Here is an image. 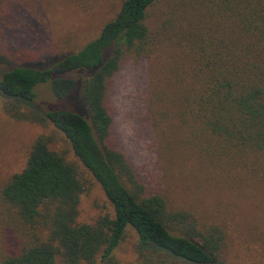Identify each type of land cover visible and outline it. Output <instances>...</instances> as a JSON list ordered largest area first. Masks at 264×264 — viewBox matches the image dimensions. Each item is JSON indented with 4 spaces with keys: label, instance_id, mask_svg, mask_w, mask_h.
I'll return each mask as SVG.
<instances>
[{
    "label": "trees",
    "instance_id": "trees-1",
    "mask_svg": "<svg viewBox=\"0 0 264 264\" xmlns=\"http://www.w3.org/2000/svg\"><path fill=\"white\" fill-rule=\"evenodd\" d=\"M157 1L123 0L77 51L0 68L5 112L58 129L113 209L112 216L100 215L93 223L77 220L85 186L75 167L40 135L25 166L0 184V205L13 209L14 225L24 235L0 264H56L57 256L63 264H118L113 251L127 227L137 233L147 264L154 257L222 264L223 229L148 193L112 144L106 96L125 58L143 59L156 39L168 40L183 61L165 101L176 106L170 113L180 119L187 140L197 152L217 150L218 163L247 166L264 191V0H175L152 32L146 19ZM11 2L0 0V12ZM46 82L55 102L43 107L35 88Z\"/></svg>",
    "mask_w": 264,
    "mask_h": 264
},
{
    "label": "rangeland",
    "instance_id": "rangeland-1",
    "mask_svg": "<svg viewBox=\"0 0 264 264\" xmlns=\"http://www.w3.org/2000/svg\"><path fill=\"white\" fill-rule=\"evenodd\" d=\"M123 0H12L0 12V68L45 61L81 49L118 12ZM175 0H158L148 8L152 32L161 13ZM181 51L156 39L150 54L127 57L108 85L106 104L113 118L111 142L132 164L148 193H159L169 208L186 210L204 224L225 233L222 264H264V191L247 166L218 163L216 151L198 152L185 135L175 111L166 104L169 82L182 67ZM36 103L48 107L55 98L48 82L36 86ZM0 96V184L26 163L34 140L44 135L50 149L71 163L85 186L77 220L93 223L113 209L101 186L74 155L69 142L52 124L17 120L4 110ZM197 147V146H196ZM13 209L0 205V259L23 237L14 225ZM137 233L126 228L114 249L118 264H147L140 255ZM56 264H63L56 257ZM149 264H181L169 257Z\"/></svg>",
    "mask_w": 264,
    "mask_h": 264
}]
</instances>
